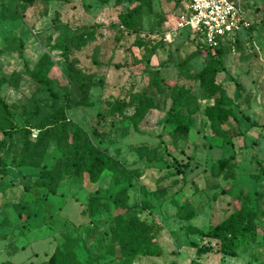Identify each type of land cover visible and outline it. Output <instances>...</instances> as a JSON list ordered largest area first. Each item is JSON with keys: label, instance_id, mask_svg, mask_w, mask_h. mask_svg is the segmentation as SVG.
<instances>
[{"label": "rangeland", "instance_id": "rangeland-1", "mask_svg": "<svg viewBox=\"0 0 264 264\" xmlns=\"http://www.w3.org/2000/svg\"><path fill=\"white\" fill-rule=\"evenodd\" d=\"M187 2L0 0V95L24 127L0 113V240L29 247L18 264H48L66 238V264H121L124 217L154 223L160 248L126 264H264V0H243L247 26L219 59L177 27ZM67 121L117 166L96 182L62 171L50 186L69 206L47 211L37 179L76 146L58 140ZM26 140L44 157L20 166ZM246 208L242 235H210Z\"/></svg>", "mask_w": 264, "mask_h": 264}, {"label": "trees", "instance_id": "trees-1", "mask_svg": "<svg viewBox=\"0 0 264 264\" xmlns=\"http://www.w3.org/2000/svg\"><path fill=\"white\" fill-rule=\"evenodd\" d=\"M123 20L127 19L126 16H122ZM230 40H225L222 42L214 51L206 49L207 51L213 52V58L219 59L222 53L226 51V44ZM198 44H201L198 42ZM200 48L202 46L200 45ZM215 72L221 70V64L218 63L215 65ZM41 74L38 73L37 78L39 81L44 83V80L41 79ZM46 89H50L49 84H45ZM0 113L4 115V121L8 123L14 130L22 131L23 126H16L15 108L7 103L0 95ZM57 115V111L53 112V116ZM173 122L176 124L175 131L179 134L186 135L189 121L186 120L183 116L174 118ZM48 124V123H47ZM46 123L41 124V128L44 127ZM39 127V128H40ZM52 131V130H49ZM58 140L61 142L66 138L67 135H71L72 139L76 141V146L71 151H62L58 156V159L53 163V165L46 169L47 171L43 174L41 173L37 180H39V188L44 189L47 193L57 194L58 192L55 189H52L50 184L55 182V178L61 175V172H69L70 174L75 175L76 177L87 174L91 182H96L105 169H113L117 166V160L115 157L107 153L106 151L101 150L99 147L95 146L89 139V136L85 130H83L78 124L67 121L61 126L60 132H58ZM45 140L46 137H43ZM45 144L43 143H31L29 140L25 141V144L21 147V152L23 157L21 159L20 166H29L33 164L26 163L27 161H37L42 160L44 157ZM232 159L231 157H226L216 160V165L220 170H224L228 164H230ZM38 167V166H34ZM44 170V169H42ZM36 197L39 196L38 189L35 190ZM35 201V199H33ZM44 206L46 210H50L52 205L44 201ZM82 214H87L85 207L81 209ZM255 211L253 209H243L240 211H235L227 219H225L221 225H218L211 230L210 235L213 237H222L227 235L239 234L242 235L247 228L245 223L246 220L253 216L254 218ZM120 226L119 231L121 232L122 241L125 240L130 246L127 251L124 252L123 260L121 264H126L132 261L137 255H159L160 248L155 242V236L157 232V226L154 223H148L145 220L140 218L127 219L121 218L119 220ZM6 236L2 237L5 238ZM68 238L65 242L61 244H56L53 252L47 259L48 264H66L67 261V252L68 250ZM72 258V257H71ZM6 263V262H3ZM8 264H13L8 262Z\"/></svg>", "mask_w": 264, "mask_h": 264}, {"label": "built area", "instance_id": "built-area-1", "mask_svg": "<svg viewBox=\"0 0 264 264\" xmlns=\"http://www.w3.org/2000/svg\"><path fill=\"white\" fill-rule=\"evenodd\" d=\"M243 0H188L177 17V27L191 32L202 48L215 50L247 26Z\"/></svg>", "mask_w": 264, "mask_h": 264}, {"label": "crops", "instance_id": "crops-1", "mask_svg": "<svg viewBox=\"0 0 264 264\" xmlns=\"http://www.w3.org/2000/svg\"><path fill=\"white\" fill-rule=\"evenodd\" d=\"M47 202H49L51 205H52V207H51V209L53 208L54 210H55V208H57L56 210L58 211V212H60V210H58V208L59 207H53L54 206V204H56V203H60V205L59 206H62L63 205V207L65 208H67L68 206H69V202H67V200L68 199H66V198H59L58 196H56V194L54 195V194H50V193H48L47 194ZM56 202V203H55ZM74 204H76V203H74ZM78 204V203H77ZM57 206V205H56ZM79 206V205H78ZM62 209L61 210V212H66L65 210H66V208L65 209ZM79 208V207H78ZM80 212H81V209H80ZM82 214V213H81ZM3 242H7V240H0V246H3V249H1L0 250V262L1 261H4V262H10V263H13V264H18V261H17V258L19 257V255H21V254H24V253H26V252H28L29 251V247L28 246H26V248L24 249V251H22L21 250V247H19V249H17V247H13L12 245V250L10 249V246H6V245H4V243ZM2 244V245H1ZM6 246V247H5ZM56 246V245H55ZM5 247V248H4ZM21 250V251H20ZM53 250H54V248H53Z\"/></svg>", "mask_w": 264, "mask_h": 264}]
</instances>
